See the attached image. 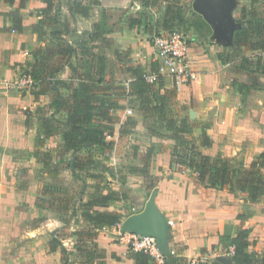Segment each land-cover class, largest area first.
Listing matches in <instances>:
<instances>
[{"label": "crops", "instance_id": "0c3cea01", "mask_svg": "<svg viewBox=\"0 0 264 264\" xmlns=\"http://www.w3.org/2000/svg\"><path fill=\"white\" fill-rule=\"evenodd\" d=\"M73 1L89 6L87 14H74ZM187 2L198 13L195 21L204 30L198 29L201 27L199 25H191L188 29L193 31H186L192 33L188 53L194 76L175 91L176 107L188 120H206L208 123L207 133L212 145L202 147L198 143V150L208 155L225 157L243 154L251 160L264 151V73L256 65L259 52L234 54V51H225L227 44L232 49L233 30L238 25L235 20L243 6H251V0ZM72 3L70 12L79 24L71 29L72 36L66 42L77 48L78 55L80 47L90 48V45L98 42H92L90 33L94 30V24L100 22V15L101 20H104V10L125 9L132 5L138 9L140 5L139 1L134 0H72ZM43 6L40 0H26L23 7L19 6V0H15L14 4L0 0V264H60V248L51 250L50 240L57 237L68 251L75 248L78 241L75 233L81 231L70 225V220L80 217L88 226L80 213L69 216L66 223L59 212H49L36 202L39 185L36 175L46 166L33 156V152L40 149L55 153L54 146L62 150L63 143L60 134L42 138L40 130L41 118L52 113V92L40 91V85L31 90L19 89L14 82L32 59L30 52L46 45L32 30L39 19L36 11ZM255 7L262 11L264 0H257ZM14 12L20 18V30L14 26ZM119 30H112L106 35L114 38V47L123 49L120 42L126 41L127 36L141 42L150 33L129 28L124 23ZM129 47L132 48V45ZM146 52L145 56L139 55L135 48L130 52L132 63L141 65L144 70L150 67L152 47H148ZM243 54L250 59L249 69L239 66ZM65 66L68 71L61 74L60 70L56 75L58 78L67 79L71 76L70 68ZM49 81L54 88L52 80ZM163 81L166 90H173L168 78ZM121 123L122 120L118 119L112 136L108 137L113 141V149L117 147L118 141L120 143L123 138H127L120 131ZM152 140L156 139L152 137ZM174 144L173 140L168 141L162 150L151 155H146L147 149L136 150L138 155L144 152L140 159L134 155L136 153L128 151L127 146L122 148L119 144L117 154L106 165L110 168L115 164L119 168L121 164H126V174L123 173L126 198L118 195L117 200L99 209L122 214L132 202L135 205L132 208L136 210L127 212L128 215L141 210L140 196L145 181L142 171L147 167L150 175L160 176L154 204L173 222L169 228L168 247L176 255L175 264H199L213 259L223 264H236L223 253L220 245L217 248L213 246L218 245L222 235H234L239 229L249 231L251 243L248 252L255 254L250 264H264V195L249 200L247 194L239 189L231 191L224 187L218 190L206 187L202 182L204 185L187 190L186 194L178 193V188L173 184L176 172L169 168ZM62 154L71 155V152L63 153L62 150ZM58 159L53 157L51 161L50 158L49 164L60 163ZM68 167L72 172V166ZM54 170L57 174L61 172ZM261 172L264 176V167ZM84 202L86 200H82ZM60 230L63 233L58 237ZM94 241L104 251V264H136L126 232H121V223L104 227L98 231ZM81 264L87 263L83 260Z\"/></svg>", "mask_w": 264, "mask_h": 264}, {"label": "trees", "instance_id": "16d2710c", "mask_svg": "<svg viewBox=\"0 0 264 264\" xmlns=\"http://www.w3.org/2000/svg\"><path fill=\"white\" fill-rule=\"evenodd\" d=\"M8 4H14L15 0H3ZM44 6L38 9V21L32 26V30L42 38L46 29L58 37L59 41L54 44V47L35 48L30 52L32 57L26 64L28 68L27 73L31 75L37 85H40V91H51L52 97L50 107L52 113L48 116L42 117L40 120V130L42 138H47L52 135L60 134L63 143V153L71 152V156L80 150H84L87 159L75 158L68 160V166H72V175L74 177H81L80 173L90 170V165L93 166V172L110 171L108 166L103 165L100 159H90L93 155L92 150L95 149H111L113 141L108 137L112 136L114 131V124L118 121V117L114 116L112 110L117 108V100L112 97L118 95L135 96L137 98H144V96L153 95L156 103L152 105L153 111L158 114L157 123H160V130L170 133V138L175 141L171 148L170 167L175 163H179L187 167L200 182L204 183L206 187L214 189H223L229 186L231 191H235L236 186L234 182L238 179V189L247 194L249 200H256L264 195V182L262 175V168L264 167V151L254 156L248 166L238 167L231 163L230 158L217 155L211 157L201 153L198 149L190 150L191 141L185 137L192 133L193 126L188 123L185 117H178L176 115H169L171 104L167 103L168 96L174 98L175 91L164 90L160 92L159 87L155 89L157 83H147L143 78L144 68L139 64H130L127 67L129 79L125 81L126 86L122 83L112 84L107 79L104 59L98 57L90 52V48L80 47L79 55L77 48L68 44L61 31H56V25L60 23L59 15L61 12L60 6L62 0H40ZM26 0H19V6L23 7ZM257 0H251L249 8L243 6L240 10L239 17L235 20L238 24L233 30L232 49L237 52L239 49L242 52L251 51L259 52L256 65L260 67L264 73V7L259 11L255 4ZM72 12L74 14L86 15L89 6L82 5L81 2L73 1ZM14 26L17 30L21 29V21L19 16L14 12ZM105 14L103 15V17ZM103 19L94 24V30L91 33L92 42L100 39L107 42L106 34L109 31L106 28ZM128 27L132 28L139 26L140 21L136 18H129ZM186 20L183 17L180 7L167 5L165 7L163 17L160 20L161 29L150 31V37L156 31H176V26H182ZM187 22V21H186ZM188 23V22H187ZM198 26L199 23L191 21L189 26ZM185 32V30H178ZM42 36V37H41ZM61 36V37H60ZM96 42V41H95ZM61 58L60 62L53 61L56 58ZM76 61L73 62L72 60ZM250 59L247 56H240V68L249 69ZM67 65L70 68L71 76L67 79L58 78L56 75L61 68ZM154 66H152L153 69ZM54 83L55 87L50 86V81ZM161 84V83H160ZM61 89L66 93H62ZM176 106V102L172 103ZM172 114V113H171ZM135 121L132 118H126L122 123L120 131L126 132L127 129H133ZM209 125L204 123L202 131L198 137L199 145L202 147H210L212 140L207 133ZM154 132V133H153ZM156 132V133H155ZM151 133V132H150ZM153 135L158 137L165 136V133L160 131H152ZM33 156L45 166L50 163L49 153L40 149L33 152ZM101 168V169H100ZM92 170V169H91ZM180 171V170H179ZM144 179L146 181L153 180L156 177L149 174L147 167L143 169ZM241 172V173H240ZM50 176H56L57 171L49 172ZM111 174V173H110ZM90 176H93L92 174ZM240 176V177H238ZM94 177V176H93ZM106 193L103 195L93 194L86 202L79 207L80 216L83 221L88 223L87 229L84 231H76L78 241L76 243V251L79 253H86L84 262L87 264H104L103 249L99 248L94 239L98 231L106 226L118 225L122 221L123 215L121 213L99 209L106 207L110 201H115L118 196L109 186H105ZM53 194V193H52ZM50 195V199L44 202L51 203L55 206V212L68 210L67 198ZM122 198H126L125 193ZM40 198L36 199L39 202ZM77 208L74 203L71 204V212L68 217L74 216ZM84 239L87 241L84 242ZM249 231L247 229H239L234 235H222L219 238L218 245L213 248L221 246L223 253L226 254L233 263L236 264H250L254 260V253L248 252L250 246ZM49 246L51 250L60 248L61 255H68L66 248L59 242L57 237H53ZM134 260L136 264H155V260L150 255L142 251H133ZM164 264H175L177 261L176 255H167L163 257ZM63 264H73L68 259H63ZM199 264H223L218 259H213L210 262H202Z\"/></svg>", "mask_w": 264, "mask_h": 264}, {"label": "rangeland", "instance_id": "374dc122", "mask_svg": "<svg viewBox=\"0 0 264 264\" xmlns=\"http://www.w3.org/2000/svg\"><path fill=\"white\" fill-rule=\"evenodd\" d=\"M134 1L140 2L138 9L136 8V5H132L130 7L128 6L125 9L104 10L105 14H107L108 16L105 15L103 22L105 23L106 28L109 31L119 30V27H122L123 23L125 24V26L126 25L128 26L127 20L131 17L136 18L137 20L140 21L139 26L133 27L134 29H142L148 32L161 29L159 22L161 18L163 17V13L167 5H173L174 7H180L181 12L183 13V17L187 22L195 21V19L197 20V17L199 16L196 11L192 10L191 7L188 6L187 0H134ZM71 3H72V0H62V3H61L62 9L60 8L61 12L59 15L60 23L57 24L55 28L57 29L56 31L62 32V35H63L62 37L65 40H67L68 37L70 38L72 36L71 29L79 24V21L76 20L74 17H72V14L70 12ZM180 3H182L184 6L180 5ZM79 19L83 23V20H81V18ZM98 21H101V15ZM186 21L183 23L182 26H176L175 30L176 31L185 30V31L192 32L193 30L188 29V23ZM199 26L201 25L199 24ZM197 28L198 29L202 28V30H204V27L202 26L197 27ZM119 31L123 32L121 31V29ZM150 35L151 34L149 33V36H147V39L142 40L141 42L133 41L130 36H127L125 39L126 41L120 42V44L124 46V49L114 47L113 45L115 43L114 38L106 35V39H109V40L107 42H104L103 40L100 41V39H98L97 43L90 45V52L95 54L97 58L103 57L107 79L110 80L112 84L122 83L124 86H126L125 81L128 80L130 77L129 73L127 72V67L130 64H133L132 59L130 58L131 49L135 48L137 51H139V55L145 56L147 53L146 51L148 47H151ZM190 35H192V33H187V36L189 37L188 39L192 40V36ZM89 37L90 35L87 38ZM42 39L46 42V45L49 49L54 47V44L57 41H59L58 40L59 38L53 36L49 32V29H46V33L42 37ZM196 39L197 37L195 35V40ZM129 45H132V48L129 47ZM230 48L231 47H229V44H227L225 51H234L233 49H230ZM237 52L241 54L242 50L239 49V51ZM233 53L235 54L236 52L234 51ZM57 60L58 62H60L61 58L58 57L56 58V60L53 59V61H57ZM72 61L75 62L76 60L73 59ZM149 64H150V67L147 68V71L152 69L151 60ZM23 70H24L23 72H27L28 68L26 67ZM66 71H68V68H66V66L65 67L63 66L61 68L60 73L61 74L66 73ZM154 87L155 89L159 87L160 92L158 93H163L165 89L163 78L159 82H157V85H155ZM174 91H177V89H174ZM61 92L66 93V91L63 89H61ZM171 96L172 95L168 96L166 100L167 103L171 104V107L169 109L172 114L169 113V115L174 114L178 117H183L180 109H178L176 106L174 107L172 106L175 96L174 98ZM112 97L117 100V108L112 110V113L114 114V116L121 119L122 123L126 121V118L128 117L132 118L135 121V125L133 129L129 128L127 129L128 131L123 132L124 134L123 136L127 138H123L120 143L118 141L117 142L118 145H116L117 147L115 149L113 148L98 149L97 148L95 150H92L93 155L90 158L91 160L100 159V161L104 163L103 165L107 166L106 164L109 163V161L111 160V157L117 154V151L119 149V144L121 145L122 148H125L127 146L128 151L130 152L133 151L134 153H136L134 155L140 159L144 155V152H140V155H141L140 156L137 154L136 150L143 149L144 151V149H147L146 155L148 154L151 155V153H154L158 150H162V148L166 146L165 143H168V141L173 140L172 138L169 137L170 133L165 132L164 130H160V126H159L160 123L156 122L159 117H158V114H156L152 109V105L156 103V99L153 98V95L152 96L147 95V96H144V98L143 97L137 98L135 96H128V95L127 96L112 95ZM187 121L193 126L192 133L190 135H185V137L191 141L189 149L190 150L197 149V144L199 143L198 137L202 131V127L204 123H206V120H193L192 121L190 119L189 120L187 119ZM152 131H160L161 133H165V136L163 137L155 136L151 134ZM152 137H154L156 140L153 141ZM54 147H55L54 148L55 153L53 152L49 153L51 161L53 157H56V158H59L58 160L60 163L51 162V164L44 167L43 168L44 170L43 169L40 170L38 174L36 175L39 181L38 182L39 183L38 197L40 198V201L38 202V204L44 207L49 212L56 210L55 209L56 205L54 204L52 205L51 203L44 202L46 201V199H50L49 193L51 194L53 193L57 196L61 195L67 198L66 200L68 203V210L58 211L63 221H66V217L68 216V213L71 212L72 203H74L75 207L77 208L76 209L77 211L74 213L76 215L80 213L79 207L82 204V200L83 201L87 200L93 194L103 195L104 193H106L104 190L105 186H109L111 190L113 189V191H115L114 193L116 196L122 195L125 193L124 185H123L124 184L123 175L126 174L125 173L126 164H121V166L119 167L120 169L117 168L115 164H112L109 172L108 171L99 172L97 170L93 172V166L90 165L89 167L92 170L90 169L85 172H81L80 173L81 177H74V175H72V172H70L67 161L70 158L72 160L76 158L77 161L78 160L80 161V159L89 158L90 155H87V153L84 150H80L76 154H73L71 156L68 154H62V150L61 148L59 149L58 146H54ZM200 152L203 153L202 151ZM209 156L214 157V155H210V154ZM147 158H150V156ZM227 158H230L231 163H233L234 165L238 167L248 166L249 162L251 161L248 158V156L246 157L243 154L232 156V157H227ZM170 159H171V154H170ZM140 161L142 162V159ZM169 168H170V171L176 172V175L174 176L175 180L173 184H174V187L178 188V193L186 194L187 190L191 191L195 189L196 186L204 185L196 177V174L192 173L187 167H185L182 164L175 163L173 167L169 166ZM54 169L61 170V172L58 171L59 175L57 174L58 175L57 177L50 176L49 172ZM148 172H149V169H148ZM44 173H46L47 175H44ZM91 174L94 177L90 176ZM159 178L160 176L156 177L153 180L144 181L143 190L140 189L142 192L140 196V202H141L142 209L145 204V201L149 198L152 190L156 189L157 191V185H158ZM262 179L264 182V176L262 177ZM238 181L239 180L236 179V181L234 182V185L236 186L235 189H238L237 188L239 184ZM225 188L230 190L229 186H226ZM128 205L129 206H127V209H125V212L122 213L123 219L121 223L124 221L126 217L129 216L127 212H130L132 210L131 208L135 206L134 204L132 205V202L131 204H128ZM134 210L136 209L134 208ZM70 225L74 227H78V229H80L81 231L87 226V224L85 225V223L81 221L80 217H73L70 220ZM62 233L63 231L60 230L57 236L61 237ZM75 248H70L68 250L69 252L68 255L60 256V264H63L64 262L63 259H68L69 261L73 262V264H81V262L86 258V253H84L83 255L82 253H79L78 251H76Z\"/></svg>", "mask_w": 264, "mask_h": 264}, {"label": "built area", "instance_id": "2783aa9c", "mask_svg": "<svg viewBox=\"0 0 264 264\" xmlns=\"http://www.w3.org/2000/svg\"><path fill=\"white\" fill-rule=\"evenodd\" d=\"M187 33L179 31H156L151 36L153 69L144 70L143 78L147 83H157L162 78H168L174 89L179 90L194 76L189 62V48L192 40ZM15 85L19 89H33L37 82L27 72H21ZM134 211V208H132ZM172 220L168 219L169 227ZM120 224V223H119ZM128 246L132 251H142L154 258L155 262L163 263L164 255L160 252L156 239L151 236H142L138 233L126 232ZM169 254L174 255L172 249Z\"/></svg>", "mask_w": 264, "mask_h": 264}, {"label": "water", "instance_id": "95a60500", "mask_svg": "<svg viewBox=\"0 0 264 264\" xmlns=\"http://www.w3.org/2000/svg\"><path fill=\"white\" fill-rule=\"evenodd\" d=\"M156 192V189L152 190L141 211L124 219L121 223V232H133L142 236L154 237L160 252L167 256L169 254L168 237L170 227L168 219L154 204Z\"/></svg>", "mask_w": 264, "mask_h": 264}]
</instances>
